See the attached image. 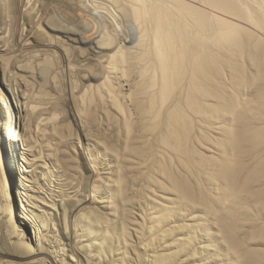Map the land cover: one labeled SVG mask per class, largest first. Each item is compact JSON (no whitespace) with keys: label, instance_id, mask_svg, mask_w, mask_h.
Returning a JSON list of instances; mask_svg holds the SVG:
<instances>
[{"label":"bare ground","instance_id":"obj_1","mask_svg":"<svg viewBox=\"0 0 264 264\" xmlns=\"http://www.w3.org/2000/svg\"><path fill=\"white\" fill-rule=\"evenodd\" d=\"M88 1L0 0V264H264V0Z\"/></svg>","mask_w":264,"mask_h":264},{"label":"rangeland","instance_id":"obj_2","mask_svg":"<svg viewBox=\"0 0 264 264\" xmlns=\"http://www.w3.org/2000/svg\"><path fill=\"white\" fill-rule=\"evenodd\" d=\"M86 1H88V0H86ZM89 2V1H88ZM10 36V37H9ZM11 38H12V40H11ZM14 37H13V35L10 33L9 35H7V38H5L4 39V44L6 45V47L8 48V51L11 53L10 54V56L8 57V56H5V60H3L5 63H4V65H3V63L2 62H0V64L2 63V68L4 69V71H5V77H4V79L6 80V82L8 83L9 81V85L10 86H12V87H17V86H19L20 85V82H21V79H20V76L18 77L17 75H18V73H17V70H16V65H17V60H21L20 62L21 63H23V64H25L26 63V65H28L29 67L31 66V63H33V62H27V58L26 57H23V55H22V53L21 52H17L16 53V55H14L15 54V52H14V50H17V45H16V41H15V39H13ZM10 39V40H9ZM8 40V41H7ZM10 42V44H8ZM7 43V44H6ZM14 44V45H13ZM9 45V46H8ZM14 47H12V46ZM11 46V47H10ZM15 46H16V48H15ZM13 49V50H12ZM13 54V55H12ZM20 54V55H19ZM18 55V56H17ZM52 54H50L49 56H51ZM54 55V57L56 56L55 54H53ZM14 58H13V57ZM25 58V60L26 61H24L23 59ZM50 58V57H49ZM13 59V60H12ZM53 58L51 57V60H52ZM29 61V60H28ZM53 61V60H52ZM25 62V63H24ZM28 67V68H29ZM13 68V69H12ZM10 73V74H9ZM81 73L82 72H80L79 74L78 73H74L75 75H74V77L72 78V80H73V82H74V84L77 82V80H78V83L79 84H81V82L83 81V82H86V84L88 83V84H90V83H92V84H94V83H98L97 81L98 80H95V79H91V80H82L81 78H80V76H81ZM8 74V75H7ZM55 74V75H54ZM57 74V75H56ZM62 75L61 74V72H58V73H56L55 71H53V75L55 76H52L51 75V77L53 78V81H49V83L45 86V88H42V87H44V85H36L35 86V88H34V93L35 94H40V97H36V99L37 100H39L40 98V100L39 101H42V100H45L46 99V97L47 96H45L43 93L45 92V94L47 95V93H49L48 94V97H52L53 99H54V101H55V103H56V101H60V103H59V105L56 103L55 105H57L56 106V109H57V107L59 106V107H61V108H59L58 107V109L57 110H55V112L57 111V114H58V111L60 112L59 114H61V116L59 115V116H57V119H64V120H67L66 122H68L67 123V125H68V128H70V129H68L67 128V125H66V128H65V131H66V129H67V131L66 132H68V133H71L72 132V134L74 135V131L75 132H77L76 133V135L80 138V136H79V129H78V127L76 126V128L78 129H76L75 128V122H74V120L72 119V117H71V115H70V110H71V104H70V101H68V99H64L65 97L67 98V91L66 90H68L67 89V87H68V82H67V80H66V78L64 77V75L63 76H60V75ZM78 74V75H77ZM16 76H17V78H16ZM78 76V77H77ZM0 77H1V75H0ZM10 77H12V78H10ZM57 77V78H56ZM51 78V79H52ZM80 78V79H79ZM19 79V80H18ZM14 80H15V82H14ZM62 80V81H61ZM76 80V81H75ZM81 80V81H80ZM54 81H56V82H54ZM88 81V82H87ZM91 81V82H90ZM90 82V83H89ZM57 85H56V84ZM67 83V84H66ZM78 83H76V84H78ZM3 83H0V86L1 87H3V85H2ZM51 84V85H50ZM52 84H53V86H52ZM66 84V85H65ZM58 86V87H55V86ZM64 85V86H63ZM49 86V87H48ZM0 87V88H1ZM41 87V88H40ZM46 87H48V88H46ZM54 87H55V89L58 91V95L57 94H55L57 91L54 89ZM64 89H63V88ZM54 89V91H53V89ZM62 88V89H61ZM39 89V90H38ZM66 89V90H65ZM38 90V91H37ZM44 91V90H46V91H44L43 93H41L42 91ZM37 91V92H36ZM52 92H53V94H52ZM60 92H63L62 94H60ZM66 93V94H65ZM42 94H43V96H42ZM52 94V95H51ZM65 94V95H64ZM11 95V94H10ZM14 95V94H13ZM50 95V96H49ZM57 95V96H56ZM37 96H39V95H37ZM65 96V97H64ZM56 97V98H55ZM61 97V98H60ZM39 98V99H38ZM43 98V99H42ZM59 99V100H58ZM0 100H1V98H0ZM66 101H68L67 103H66ZM63 102V103H62ZM65 102V103H64ZM68 105V106H67ZM94 106H92V108H93ZM56 114V113H55ZM66 114V115H65ZM5 116H4V110L2 109V104L0 103V119H3ZM65 117V118H64ZM71 119V120H70ZM69 120V121H68ZM70 122V123H69ZM70 124V125H69ZM72 127H73V129L74 130H72ZM72 130V131H71ZM75 135V136H76ZM76 136V137H77ZM1 139H2V137H1ZM3 144H4V142H3ZM6 147V146H5ZM11 209H10V211H9V213L12 215V220H13V222H14V225H16V229H18V227H21V224H20V222H19V219H18V216H17V213H16V209L18 208V203L16 204V202L14 201V199H12V196H11ZM56 227V226H55ZM60 227V226H59ZM57 228V230H58V226L56 227ZM56 230V234H57V237H61L60 239H61V241H62V235L61 234H59L58 235V233L60 232L59 230L57 231ZM24 231H25V236H26V234H27V230L26 229H24ZM62 231V230H61ZM58 238V239H59ZM133 239V238H132ZM130 244H132L133 243V245H130V246H132L131 247V249H133L134 251L136 250V252L138 253V252H140L139 251V247H138V245H137V243L136 242H133L132 240H131V238H130ZM24 243H25V245H28V243L29 242H27V240L25 239L24 240ZM57 243H59V241L57 242ZM33 244V245H32ZM30 247H32V248H35L36 246H35V244H34V242H32V241H30ZM62 247V250L60 251V252H62V253H60V255L61 254H63V255H61V262H62V264H76L75 262H74V260L72 259V257L70 256V253H69V251L67 250V248L65 247V245H64V247L63 246H61ZM64 248V249H63ZM66 248V249H65ZM129 251V253H127ZM126 253H127V255L128 256H131L132 255V253H131V251H130V249L128 250ZM182 253H184V252H182ZM181 253V254H182ZM181 254H176V255H178V256H173L172 257V260L173 261H175L179 256H181ZM66 255V256H65ZM175 255V254H174ZM68 256V257H67ZM175 257V258H174ZM66 258V259H65ZM68 258H70V259H68ZM175 260H174V259ZM10 260H13V262L15 263V264H18V260L16 259H14V258H9ZM66 260V261H65ZM72 260V261H71ZM45 261V262H44ZM43 262V263H42ZM64 262V263H63ZM14 263H12V264H14ZM40 264H48L47 263V260H44L43 259V261H41V263Z\"/></svg>","mask_w":264,"mask_h":264}]
</instances>
